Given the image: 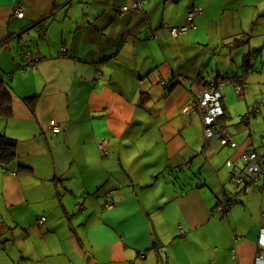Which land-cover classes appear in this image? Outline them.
<instances>
[{
  "label": "crops",
  "instance_id": "obj_1",
  "mask_svg": "<svg viewBox=\"0 0 264 264\" xmlns=\"http://www.w3.org/2000/svg\"><path fill=\"white\" fill-rule=\"evenodd\" d=\"M187 3L165 28L155 24L154 0H0V79L13 108L0 133L17 143L12 170L0 166V264H256L264 256V192L233 184L248 151L264 162V124L262 139L252 130L264 106L246 117L264 95V45L244 32L207 47L175 36L173 28L205 16ZM122 7L131 11L121 16ZM164 29L174 46L156 42ZM247 63L254 73L246 76ZM207 79L225 81L217 124L237 148L205 140L199 108L184 111ZM239 84L237 101L227 88ZM232 117L241 122L231 130ZM224 147L222 169L202 175ZM225 198L234 203L222 213Z\"/></svg>",
  "mask_w": 264,
  "mask_h": 264
},
{
  "label": "rangeland",
  "instance_id": "obj_2",
  "mask_svg": "<svg viewBox=\"0 0 264 264\" xmlns=\"http://www.w3.org/2000/svg\"><path fill=\"white\" fill-rule=\"evenodd\" d=\"M159 1V2H158ZM198 2V5L200 7L199 10L202 11V14L204 13L205 16L199 18V16L195 19V28H189V33H184L185 37L184 39L188 40L191 39L194 46H206L210 43H216L218 42L221 35L224 33L227 36L241 34V33H247L252 36V41L255 42V44L259 45L255 48H260L264 45V37L260 36L258 33L261 31L260 29L264 30V0H194ZM164 0H154V16H156L157 20L155 21V24L157 25L162 19L163 23H166L165 28H167L168 25H176L175 22L180 21L184 10L186 9L185 6L188 5L187 0H184L180 2V4H176V6L173 7L170 5H167V7L164 6ZM193 0H191L192 4ZM187 14V11H186ZM197 26V28H196ZM227 30V32H226ZM222 35V37L224 36ZM171 32L169 29H164L163 37L156 36V42L162 43L164 39L168 40V44L171 46H174L176 43V40H173L171 38ZM180 39L179 42L183 43L184 45H189V43L184 40ZM207 47V46H206ZM254 48V49H255ZM158 52V51H157ZM164 57V56H163ZM240 60V57H237ZM242 62H239L237 64V67H240ZM214 66V64H213ZM238 69V68H237ZM233 90L234 96L236 97L237 101H239L240 96H238L236 90L234 87L230 86L227 88V90ZM239 115V114H238ZM244 113L242 114V116ZM246 115V114H245ZM244 115V116H245ZM240 116V117H242ZM239 118V117H237ZM236 117H232V120H230V128L236 129L239 126V122L241 120H235ZM240 119V118H239ZM258 121L259 126L256 127L255 124H252V130L253 127H255V133L254 136H256L259 139H262V134L259 131L260 126L264 124V116H258L257 119H254ZM204 143V140H203ZM210 145V144H209ZM208 147V146H207ZM224 151L214 148L212 151V159L208 158V161L206 163V170L202 175L207 176L209 175L212 169L213 174L215 171L218 170V168L222 169L223 163H225V160H227V147H224ZM211 152V151H210ZM211 163V164H210ZM211 168V169H210ZM197 168H195L196 170ZM194 173H196L194 171ZM200 173V172H197ZM228 187L231 189L232 186L230 183H228ZM159 235V234H158Z\"/></svg>",
  "mask_w": 264,
  "mask_h": 264
},
{
  "label": "built area",
  "instance_id": "obj_3",
  "mask_svg": "<svg viewBox=\"0 0 264 264\" xmlns=\"http://www.w3.org/2000/svg\"><path fill=\"white\" fill-rule=\"evenodd\" d=\"M134 7H139V4H135ZM130 10L129 7L120 8V15L128 13ZM14 15L18 19H22L24 17V10L21 4H18L15 8ZM194 18V13L189 14V25L192 24ZM189 26H183L180 28H173L172 33L177 36L181 33L187 32ZM66 49H62V54H65ZM27 57H29L27 55ZM254 73L252 70H245V74ZM228 79H231L228 78ZM208 83V87L212 88L210 91L209 88L203 90L200 95L195 99V104L188 105L184 111L186 113H191L195 111V106L199 108L202 118L203 124V134L204 138L207 141H216L222 140L226 144H228L231 148H237V144L231 141V135L226 127L219 126L217 123L219 119L224 116V107H223V87L225 85V81L221 82H210L208 79L206 81ZM230 83L232 80H228ZM161 84L166 86V81L161 80ZM243 88L242 86L236 85V92L241 94ZM264 106V95L257 101L256 104L251 106L248 110V114L246 115L249 118L252 114H258L261 108ZM50 128L53 134L58 135L62 132V126L57 124L56 122H50ZM99 149L103 156L107 155V141L103 140L99 143ZM243 159L246 163L245 168L241 173L233 178V184L236 187L242 188L245 192H250L252 190H258L264 192V179H262V175H264V162L258 155L255 150L248 151ZM14 171V170H13ZM234 203V199L225 198L221 203V212L225 213L229 209V207ZM114 204L108 200L106 197L105 208L113 209ZM46 222L45 217H41L38 219V226H43ZM256 264H264V256L262 252L257 253Z\"/></svg>",
  "mask_w": 264,
  "mask_h": 264
},
{
  "label": "trees",
  "instance_id": "obj_4",
  "mask_svg": "<svg viewBox=\"0 0 264 264\" xmlns=\"http://www.w3.org/2000/svg\"><path fill=\"white\" fill-rule=\"evenodd\" d=\"M247 66L243 70H249L250 66ZM233 79V76H230ZM228 77V78H230ZM33 110V105H30ZM13 114L12 98L9 90V85L0 79V117L4 119L11 118ZM17 159V143L16 141L7 138L0 133V166L5 171L10 172Z\"/></svg>",
  "mask_w": 264,
  "mask_h": 264
},
{
  "label": "water",
  "instance_id": "obj_5",
  "mask_svg": "<svg viewBox=\"0 0 264 264\" xmlns=\"http://www.w3.org/2000/svg\"><path fill=\"white\" fill-rule=\"evenodd\" d=\"M25 32H26V31H25ZM25 32H22V33L19 35V38L22 39V35H23ZM152 230H153V235H154V238H155L156 246H157L158 248H162L164 245H163V243H162V241H161V239H160V237H159V235H158V233H157V231H156L154 225H152Z\"/></svg>",
  "mask_w": 264,
  "mask_h": 264
}]
</instances>
